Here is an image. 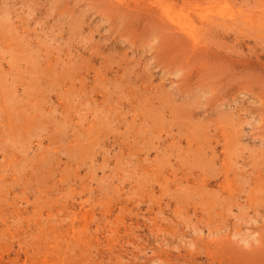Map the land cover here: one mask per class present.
Masks as SVG:
<instances>
[{"label":"rangeland","instance_id":"374dc122","mask_svg":"<svg viewBox=\"0 0 264 264\" xmlns=\"http://www.w3.org/2000/svg\"><path fill=\"white\" fill-rule=\"evenodd\" d=\"M128 1L0 0V264H264L263 24L210 22L184 79ZM160 1L264 17V0Z\"/></svg>","mask_w":264,"mask_h":264},{"label":"bare ground","instance_id":"6f19581e","mask_svg":"<svg viewBox=\"0 0 264 264\" xmlns=\"http://www.w3.org/2000/svg\"><path fill=\"white\" fill-rule=\"evenodd\" d=\"M118 2H121L120 4H119V7L121 8V9H126V10H129V13H131V14H133V15H135L136 13H134L133 12V10H132V8L134 7V6H136L135 4H133V5H131L130 4V2L128 1V0H118ZM137 6H138V9L139 10H145L146 11V15L147 16H150V17H152V20L150 21L151 23H153V24H150V25H147V28L148 29H146L145 30V32L146 31H148V30H150V31H152L151 33L152 34H154V36H156V37H153V38H158L159 39V43H157V44H160V46H159V48L165 53V52H171L172 50L173 51H175V50H177L181 55H183L184 56V58H185V67L184 66H181V68L179 69V71L178 72H180V71H182V73L184 74L185 73V75H183L185 78L184 79H190L191 78V75L189 74L191 71H190V68L194 65V64H196V63H198L200 60H199V58L201 57L202 58V56H203V52H200L201 50H203L202 49V47H201V45H202V43L201 42H203V39H204V36H206L205 35V32H207L208 30H209V32H210V30L213 28V26L212 25H210V22H214V21H220L221 23H223V22H230V23H235L237 20H241V22H245V24L247 23V24H250V25H252V26H258V28H261L260 26L262 25V26H264V17H258V12H257V10H245V9H243V8H238L237 10H228L227 12H221V11H217V14H214V15H209V14H205L204 13V11L206 10V8L208 7H200L199 6V8L198 9H196L195 11H185L183 14H181V15H179V14H177V12H175V11H173V9L172 8H170L169 7V5H167L166 3H164L163 1H160V0H145V2H137ZM261 11V13H263L264 14V8L263 9H261L260 10ZM180 13V12H179ZM131 14H125L124 16H125V18H123V19H125L124 21L125 22H127V23H129V22H131V20H133L134 22L136 21L137 23H140L139 21H137V20H135V17L133 16V15H131ZM220 19V20H219ZM217 21V22H218ZM162 22V24L163 25H161V24H159V23H161ZM144 23V22H143ZM148 23V22H147ZM152 29V30H151ZM162 29H164V30H162ZM165 31V32H164ZM149 32V31H148ZM147 33V32H146ZM145 33V34H146ZM170 33H173V34H176L175 35V37L172 39L171 37H167L168 36V34H170ZM201 33L203 34V35H201ZM148 35V34H147ZM208 35V34H207ZM153 36V35H152ZM151 36V37H152ZM150 38V37H149ZM142 39V38H141ZM158 39L156 40V41H158ZM168 40L169 41H171V42H168ZM155 42V41H154ZM172 43H174V44H172ZM149 44V43H148ZM152 45H154L153 43H151ZM156 44V45H157ZM204 45H206V44H204ZM157 46V47H158ZM157 47H155V48H157ZM171 47H173L172 48V50H171ZM159 48H157V49H159ZM200 48H201V50H200ZM184 49V51L183 52H181L182 50ZM160 50V51H161ZM159 51V50H158ZM172 51V52H173ZM204 51V50H203ZM204 52H206V50L204 51ZM180 54H179V57H180V60L181 61H183L182 59V57L183 56H180ZM206 54V53H205ZM206 55H204V57L203 58H206L205 57ZM182 58V59H181ZM218 58V57H217ZM221 58V57H220ZM198 62H197V61ZM205 60V59H204ZM213 60V59H212ZM44 61V60H43ZM48 61V60H47ZM207 61V66H208V68L205 70V69H201L200 68V71H202V72H204V70L205 71H207V75H206V77H205V75H204V77L205 78H209V79H207V80H205V81H209L211 78H219L220 79V73H221V76H222V74H223V70H225V72H226V69H222V71H221V69H219L223 64H221L220 62V64H221V66L219 67V64H217L218 65V69H216L217 67H214L215 68V70H214V72H213V69H212V67L214 66V65H216L215 63H213L214 62V60L212 61V63H208V60H206ZM59 61H57V63H58ZM196 62V63H195ZM205 62V61H204ZM210 62H211V60H210ZM215 62H217V60L215 61ZM35 63H37V62H34L33 63V68H34V66H35ZM184 63V62H183ZM227 62H225V64H226ZM210 64H214V65H210L211 66V68H210V66L209 65ZM224 64V65H225ZM198 64H196L195 66H197ZM204 65H206V63H204ZM32 66H31V68H32ZM199 66V65H198ZM200 66H202L201 64H200ZM227 65H225V67H226ZM229 66V65H228ZM194 67V66H193ZM203 67V66H202ZM32 68V69H33ZM59 68V67H58ZM57 68V69H58ZM185 68H187V69H185ZM196 68V67H195ZM194 68V69H195ZM210 68V69H209ZM223 68V67H222ZM228 68V67H227ZM241 68V67H240ZM189 69V70H188ZM198 69V68H197ZM228 69H230V68H228ZM245 69V68H244ZM34 70V69H33ZM37 70V69H36ZM145 70H147V69H145ZM199 70V69H198ZM239 70V69H238ZM211 71V72H210ZM230 71V73L231 74H233L232 72H231V70H229ZM245 71V70H244ZM145 72H147V75H149L148 74V72L149 71H145ZM151 72V71H150ZM201 72V73H202ZM181 73V72H180ZM195 73V72H194ZM204 73H206V72H204ZM247 73V72H246ZM230 74V75H231ZM238 74V73H237ZM241 74V73H240ZM244 74V73H243ZM197 76V75H196ZM198 76H199V73H198ZM197 76V77H198ZM202 76V75H201ZM200 76V77H201ZM234 76H235V74H234ZM237 76V75H236ZM39 77V76H38ZM141 78H142V76H140ZM203 77V76H202ZM226 77V76H225ZM204 78V79H205ZM223 78V77H222ZM227 78V80H228V78H230V80H231V78H232V76L230 77H226ZM235 78V77H234ZM238 78H239V76H238ZM197 79V78H196ZM195 79V80H196ZM200 79V78H199ZM198 79V80H199ZM218 79V80H219ZM237 79V78H236ZM198 80H196V81H198ZM202 80H203V78H202ZM217 80V81H218ZM230 80H229V82H230ZM181 82H182V80H180ZM222 81H224V80H221V82ZM233 81H235L234 79H233ZM185 82V81H184ZM194 82V81H193ZM192 82V83H193ZM211 83L212 82H215V81H212V79H211V81H210ZM220 82V83H221ZM187 82H185V84H186ZM197 83V82H196ZM203 83H205V85H207V88H208V82L206 83V82H203ZM203 83H201V84H203ZM220 83H218V84H216V83H213V85L212 86H215V85H218V86H220V85H222L223 86V83L224 82H222V84H220ZM141 84V83H140ZM140 84H138V85H140ZM198 84H199V81H198ZM200 84V85H201ZM215 84V85H214ZM33 85V84H32ZM31 85V86H32ZM194 85V84H193ZM200 85H199V87H200ZM34 86H38V85H34ZM34 86H32L33 88H34ZM133 86V85H132ZM131 86V87H132ZM196 86H197V84H196ZM202 86V85H201ZM222 86H220L221 88H222ZM53 87V86H52ZM194 87V86H193ZM205 87V86H204ZM203 87V88H204ZM217 87V86H216ZM215 87V88H216ZM219 87V88H220ZM224 87H225V83H224ZM41 87L39 86V89H40ZM195 88V87H194ZM198 88V87H197ZM200 88H202V87H200ZM202 88V89H203ZM32 89V88H31ZM35 89H37V88H35ZM39 89H38V91H39ZM47 89V88H46ZM54 89H55V86H54ZM201 89V90H202ZM205 89V88H204ZM241 89V88H240ZM198 90V89H197ZM212 90H214V89H212ZM33 91V90H32ZM49 92V91H51L50 89H48V90H45V92ZM164 91H165V89H163V91H161L160 92V94H163L164 93ZM198 91H200V90H198ZM197 91V92H198ZM215 91V90H214ZM214 91H212L213 93H214ZM220 90H218V92H219ZM163 92V93H162ZM167 92V91H166ZM193 92V91H192ZM196 92V93H197ZM199 93V92H198ZM197 93V94H198ZM206 93V92H205ZM212 93V95H214ZM217 92L215 91V94H216ZM159 94V95H160ZM164 94H166V93H164ZM194 94V93H193ZM196 94V95H197ZM168 94H166V98L168 97L167 96ZM169 95H171V94H169ZM195 95V97L197 98L198 96H196ZM201 95V94H200ZM218 95V94H217ZM12 96V95H11ZM47 96V95H46ZM129 96V95H128ZM132 96V95H131ZM161 96V95H160ZM163 96V95H162ZM202 96H204L205 97V95H202ZM206 96H207V94H206ZM209 96V95H208ZM153 97H156V99H159L158 98V96H156V95H154ZM170 97V96H169ZM174 97V96H173ZM173 97H170V98H172L173 99ZM194 97V98H195ZM199 97H201V96H199ZM216 97V96H215ZM163 100H165L166 102H167V100H166V98L164 99L163 97H161ZM170 98H168L169 100L168 101H170L171 99ZM194 98L192 99V100H194ZM200 99V98H199ZM198 99V100H199ZM218 99V98H217ZM151 100H153V98L151 99ZM161 100V99H160ZM163 100H162V102H163ZM191 100V99H190ZM192 100H191V102H192ZM205 100H208V99H205ZM172 101H174V100H172ZM189 101V100H188ZM188 101H185L186 103H189ZM197 101V100H196ZM200 101V100H199ZM199 101H198V104H199ZM204 101V100H203ZM223 102V101H222ZM152 103V102H151ZM161 103V102H160ZM168 103V102H167ZM166 103V105H169V103L167 104ZM184 103V102H183ZM192 104H193V102H192ZM176 105V104H175ZM175 105H172L173 106V108L174 109H171L170 110V108L168 107V111H166V106L165 105H162V106H159L157 109H158V112H157V114H158V116H160V119L159 120H161V122L162 121H164L165 122V119H167L166 120V122L169 120L168 119V117L171 119V118H173L174 119V115L173 114H175V112L176 111H173V110H175ZM183 105H187V104H183ZM196 105V104H195ZM205 105V104H204ZM218 105H219V103H218ZM36 106V105H35ZM165 106V107H164ZM193 106V105H192ZM200 106V105H199ZM188 107H190L191 108V104L190 105H188ZM34 108L35 107H33V109L31 108V110H33L34 112L37 110V108H36V110H34ZM185 108V107H184ZM199 108V107H198ZM177 110L179 109V108H176ZM188 109V108H187ZM187 109H186V111H187ZM107 110H108V108H107ZM109 111V110H108ZM161 112V113H160ZM188 112V111H187ZM196 112V111H195ZM38 113L39 112H35V114L36 115H38ZM42 113V112H41ZM113 113V112H112ZM194 113V112H193ZM34 114V115H35ZM40 114V113H39ZM178 113H176V115H177ZM195 114V113H194ZM233 114V113H232ZM34 115H33V117H34ZM180 115V114H179ZM133 116V115H132ZM136 116V115H135ZM135 116L133 117V120H135ZM178 116V115H177ZM186 116H187V114H186ZM185 116V117H186ZM204 116H205V114H204ZM27 117V116H26ZM36 117V116H35ZM66 117V116H65ZM116 117V116H115ZM37 118V117H36ZM38 118H40V119H42L43 120V117H39L38 116ZM177 118V117H176ZM175 118V119H176ZM179 118L181 119V117L179 116ZM186 118H189V117H186ZM206 118V117H205ZM208 118V117H207ZM206 118V119H207ZM30 119V118H29ZM40 119H37V120H40ZM64 119V118H63ZM155 119V118H154ZM178 119V118H177ZM203 119H204V117H203ZM200 120H201V118H200ZM205 120V119H204ZM33 121H34V119H33ZM44 121H45V118H44V120L42 121L43 123H41L42 125L44 124ZM64 120H62V122H63ZM117 121V120H116ZM156 121V120H155ZM178 121H179V119H178ZM206 121V120H205ZM41 122V121H40ZM50 122V121H49ZM61 122V121H60ZM160 122V121H159ZM169 122H170V120H169ZM181 122H184V124H185V120L184 121H181ZM207 122V121H206ZM36 123V122H35ZM46 123V122H45ZM106 123H109V120L106 122ZM157 123V122H156ZM171 123V122H170ZM180 123V122H179ZM29 124V123H28ZM34 124V123H33ZM63 124V123H62ZM160 124H162V123H160ZM176 124H177V122H176ZM209 123H207V125H208ZM56 125V124H55ZM182 126H183V123L181 124ZM196 125V124H195ZM203 125V124H202ZM204 125H206L205 123H204ZM35 126H37L36 124H35ZM34 126V127H35ZM63 126V125H62ZM61 126V127H62ZM65 126H66V124H65ZM200 126V125H199ZM31 127H32V125H31ZM38 127V126H37ZM36 127V128H37ZM40 127V126H39ZM54 127V126H53ZM52 127V128H53ZM189 127H191L190 125H189ZM198 127V126H197ZM183 128V127H182ZM184 128H186V127H184ZM199 128V127H198ZM200 128H202V126L200 127ZM54 129V128H53ZM57 129V128H56ZM150 130H151V128H149ZM179 129H181V127L179 128ZM189 129V128H188ZM188 129H186L187 131H185V133L187 134H189V130ZM206 129V128H205ZM212 129V128H211ZM55 130V129H54ZM183 130V129H182ZM192 130V129H191ZM199 130V129H198ZM202 130H203V128H202ZM209 130H210V127H209ZM57 131V130H56ZM178 131H180V130H178ZM212 131V130H211ZM148 132H150V131H148ZM193 132V131H192ZM210 131H208V133H209ZM151 133H153V131L151 132ZM181 133V132H180ZM191 133V132H190ZM198 133V132H197ZM204 134V136L205 135H210V134H206L207 133V130H206V133L205 132H203ZM212 133V132H211ZM185 134V135H186ZM195 134V133H194ZM199 134H200V132H199ZM199 134H197L198 136H200ZM224 134V133H223ZM196 135V136H197ZM203 135H202V137H203ZM214 135V134H213ZM216 135V134H215ZM181 136V135H180ZM183 136V135H182ZM181 136V137H182ZM187 136H189V137H192V136H190V134L189 135H186V137ZM194 136V135H193ZM197 136V137H198ZM209 137V136H208ZM222 137V136H221ZM223 137H225V135L223 136ZM215 138H218V137H215ZM184 139V138H183ZM190 139V138H189ZM188 139V140H189ZM194 139V138H193ZM198 139H199V137H198ZM201 140H203L202 138H200ZM199 139V140H200ZM208 139V138H207ZM210 139V138H209ZM226 139V138H225ZM187 140V141H188ZM196 140H197V138H196ZM186 141V140H185ZM184 141V142H185ZM194 141V140H193ZM192 140L190 141L191 143L193 142ZM206 141V140H205ZM196 142V141H195ZM194 142V143H195ZM198 142V141H197ZM216 142V141H215ZM186 143H188L189 144V142H186ZM201 143H202V141H201ZM204 143V142H203ZM202 143V144H203ZM224 143V142H223ZM86 144L87 143H85V146H86ZM88 145V144H87ZM91 145V144H90ZM194 145V144H193ZM82 146H84V145H82ZM186 146H188L187 144H186ZM194 147V146H193ZM199 147V146H198ZM201 147V146H200ZM199 147V148H200ZM202 147H204V146H202ZM88 148V147H87ZM223 148V147H222ZM87 150L88 151V149H86V147L85 148H83V150ZM202 149H204V148H202ZM194 150V149H193ZM206 150V149H205ZM195 151V150H194ZM196 152V151H195ZM201 151H199V153H200ZM87 153V152H86ZM221 153V152H220ZM85 153H83L82 155H84ZM74 155H76V154H74ZM81 154H79V156H80ZM77 156V155H76ZM70 157H72V156H70ZM74 158V157H73ZM222 158V157H221ZM221 162V161H220ZM198 177V176H197ZM227 177V176H226ZM200 178V177H199ZM201 179V178H200ZM203 179L204 178H202V181H203ZM201 181V180H200ZM205 181V180H204ZM219 182V181H218ZM226 184V183H225ZM224 185V184H223ZM226 186V185H225ZM195 188H196V186H195ZM41 190V189H40ZM39 190V191H40ZM44 190V189H43ZM43 192V191H42ZM41 192V193H42ZM186 192V191H185ZM189 193V192H188ZM183 194H184V192H183ZM185 195H187V194H185ZM263 242V241H262ZM261 245V244H260ZM231 247V246H230ZM229 247V248H230ZM262 247V246H261ZM260 247V248H261ZM232 248H233V250H231V251H234V248H236L235 246L233 247V245H232ZM257 248V250L259 249V245H258V247H256ZM256 248L254 249V250H256ZM237 249V248H236ZM261 249H263L264 250V248H261ZM253 250V251H254ZM235 251H237V250H235ZM234 251V252H235ZM262 251V250H261ZM247 253V252H246ZM245 253V254H246ZM255 253V252H254ZM262 253V252H261ZM264 253V252H263ZM262 253V255H264ZM226 254V253H225ZM244 254V255H245ZM241 255H243V254H241ZM240 255V256H241ZM243 255V256H244ZM249 255V254H248ZM230 256H231V254H230ZM239 256V257H240ZM246 256V255H245ZM229 257V256H228ZM232 257V256H231ZM235 257H237V256H235ZM254 257H257V254L255 253L254 254ZM246 258H248V257H246ZM245 257H244V261H246L245 263H247L249 260V258L247 259V260H245L246 259ZM239 259H241L242 260V257H240ZM262 259V258H261ZM259 260H260V258H259ZM231 261V260H230ZM243 261V260H242ZM258 261V260H257ZM262 261H264V260H262ZM251 262V260L248 262V263H250ZM251 264V263H250ZM256 264H258V262L256 263Z\"/></svg>","mask_w":264,"mask_h":264}]
</instances>
